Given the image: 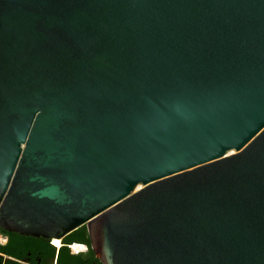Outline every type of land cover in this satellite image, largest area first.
Wrapping results in <instances>:
<instances>
[{
    "label": "water",
    "instance_id": "95a60500",
    "mask_svg": "<svg viewBox=\"0 0 264 264\" xmlns=\"http://www.w3.org/2000/svg\"><path fill=\"white\" fill-rule=\"evenodd\" d=\"M103 264H264V0H0V228Z\"/></svg>",
    "mask_w": 264,
    "mask_h": 264
},
{
    "label": "flooded vegetation",
    "instance_id": "af4514ba",
    "mask_svg": "<svg viewBox=\"0 0 264 264\" xmlns=\"http://www.w3.org/2000/svg\"><path fill=\"white\" fill-rule=\"evenodd\" d=\"M56 241L60 244L54 239L23 236L0 228V264H71L67 255L73 253L65 238ZM83 244L88 246L89 252V244ZM99 261L94 260L91 264H100Z\"/></svg>",
    "mask_w": 264,
    "mask_h": 264
},
{
    "label": "trees",
    "instance_id": "16d2710c",
    "mask_svg": "<svg viewBox=\"0 0 264 264\" xmlns=\"http://www.w3.org/2000/svg\"><path fill=\"white\" fill-rule=\"evenodd\" d=\"M65 241L67 245L73 244L74 242H80V243H88L89 244V249L90 251L88 253L85 254H80V255H70L68 254V259L71 260V264H84L86 263V261H88L87 264H91L92 261L94 260H99L92 247H91V242H90V236H89V232H88V227L86 225L80 227L79 229H77L76 231H74L73 233L69 234L67 237H65ZM69 249L67 248V251ZM100 264H102L101 261H99Z\"/></svg>",
    "mask_w": 264,
    "mask_h": 264
},
{
    "label": "built area",
    "instance_id": "2783aa9c",
    "mask_svg": "<svg viewBox=\"0 0 264 264\" xmlns=\"http://www.w3.org/2000/svg\"><path fill=\"white\" fill-rule=\"evenodd\" d=\"M69 246L74 255L85 254L88 252V246L83 243H73Z\"/></svg>",
    "mask_w": 264,
    "mask_h": 264
},
{
    "label": "bare ground",
    "instance_id": "6f19581e",
    "mask_svg": "<svg viewBox=\"0 0 264 264\" xmlns=\"http://www.w3.org/2000/svg\"><path fill=\"white\" fill-rule=\"evenodd\" d=\"M54 241H55V243L60 244V242L59 241H56V239H54Z\"/></svg>",
    "mask_w": 264,
    "mask_h": 264
},
{
    "label": "rangeland",
    "instance_id": "374dc122",
    "mask_svg": "<svg viewBox=\"0 0 264 264\" xmlns=\"http://www.w3.org/2000/svg\"><path fill=\"white\" fill-rule=\"evenodd\" d=\"M60 240V239H59Z\"/></svg>",
    "mask_w": 264,
    "mask_h": 264
}]
</instances>
